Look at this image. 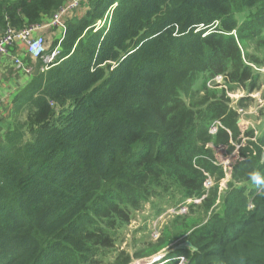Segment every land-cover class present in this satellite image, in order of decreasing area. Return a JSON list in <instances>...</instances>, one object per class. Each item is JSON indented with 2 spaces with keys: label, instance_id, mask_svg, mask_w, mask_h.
<instances>
[{
  "label": "trees",
  "instance_id": "trees-1",
  "mask_svg": "<svg viewBox=\"0 0 264 264\" xmlns=\"http://www.w3.org/2000/svg\"><path fill=\"white\" fill-rule=\"evenodd\" d=\"M65 1L0 0V30L44 22ZM82 5L81 16L67 19L63 59L44 71L41 60L32 74L19 70L24 82L0 115V264L149 259L179 235L167 229L141 250H119L117 232L143 203L177 206L206 195L207 213L222 192L223 211L204 224L195 215L173 222L189 245L171 249L163 264H178L180 255L187 264H264V191L246 183L253 171L264 175V128L245 132L256 138L224 189L227 174L203 157L213 158L209 142L231 151L242 140L226 93L264 83V0ZM11 53L32 62L26 47ZM218 74L227 89L208 86ZM216 119L225 127L213 135ZM209 175L219 179L211 189ZM152 204L158 215L165 208Z\"/></svg>",
  "mask_w": 264,
  "mask_h": 264
},
{
  "label": "rangeland",
  "instance_id": "rangeland-1",
  "mask_svg": "<svg viewBox=\"0 0 264 264\" xmlns=\"http://www.w3.org/2000/svg\"><path fill=\"white\" fill-rule=\"evenodd\" d=\"M67 2L68 0L65 1V3ZM86 8L87 7L82 5L80 9L76 11V15L81 16L85 12ZM55 11L52 13V15L55 13ZM52 15H49V17H51ZM0 66H2V69H0V109H2L0 115L3 116L4 114H7V112L4 111H10V95L21 86L26 75L20 74L21 72L14 66L11 57H5L4 59H2ZM261 70L264 72V68ZM261 80H263V78ZM208 84L210 86L212 85L211 82H208ZM216 84L219 85L216 86ZM220 84L221 83H219V81L215 82V86L217 88L227 89V84L224 80L223 84ZM1 88L2 91H4L2 95ZM226 94L230 97L231 104L236 106V110L239 113L238 123L243 133L242 140L239 143H236L235 149L231 151L228 149L227 145H214L211 142L207 144L208 147L211 148L213 158H210L206 155H204L203 157L206 159H210L214 164L222 167L224 172L227 174V177H222L220 180L218 179L217 175H211L212 185L208 189H211L218 180L220 181V189H224L226 187L234 164L246 158V156L243 154V151L244 147L247 145V142L250 139L254 140L256 138L253 136H245V132L247 130L253 129L255 135H257L260 134L261 130L264 128V83L261 84V87L259 89H256L253 92H248L247 90L239 86L233 90L229 89L228 93ZM244 98L248 100H245ZM241 99H243V105H239ZM240 108H242L245 113L241 114L239 111ZM216 120H214L213 122H215ZM213 122L211 123V125L213 124ZM209 132L211 133V129L209 130ZM262 161H264V151L262 153ZM246 183L249 185H247V191L251 190V188L253 187L252 183L249 181H247ZM219 195L220 196L217 199L215 205L207 213H202V200L199 202V200H192V198H187L186 200H184V202H181L177 206H174L176 204L166 205L168 203H166V199H152L153 201H159V204L161 205L163 204L162 208L165 207L164 209H161L162 212L160 211L161 213L159 215L155 213V208L152 204V200L151 202L143 203V206L139 210H136L134 212L130 222L120 228V230L117 232V248H119V250L126 249L127 252L133 253L136 250H141L144 247L143 245L148 242H156L157 240H160V238L163 239V237H165L166 230L170 229L172 231V234H174V237L177 235H179V237L172 241L168 246L162 248L161 251L157 253L160 256V259L151 264H163V262H169L170 258H168L167 252H169L171 249L177 250L189 245L185 235H181L179 228H176V222H173L177 219H180L177 222L179 224H182V222H184V220L186 219V216L189 217L190 215H195L197 217L199 216V221H203L204 224L209 216L213 213V211H223L222 199L224 193L222 192ZM193 202L198 205H196V207L194 206L193 208H190V204H192ZM252 205L253 204L250 203L249 208H252ZM181 206H186V212H179ZM173 210L175 211L173 212ZM178 258H180L179 260H181L178 264L188 263V259L186 258V256L180 255L178 256ZM143 260L149 261L147 259ZM128 264H134V262H130Z\"/></svg>",
  "mask_w": 264,
  "mask_h": 264
},
{
  "label": "built area",
  "instance_id": "built-area-1",
  "mask_svg": "<svg viewBox=\"0 0 264 264\" xmlns=\"http://www.w3.org/2000/svg\"><path fill=\"white\" fill-rule=\"evenodd\" d=\"M83 1L85 0H68V2L62 5L61 7H59L48 20L41 23L29 24L21 29H17L8 22L5 28L0 30V57H11L14 66L18 70L26 74H32L34 72L36 68L35 64L37 63L38 60H41L42 62V64L40 65V69L42 71L48 70L52 66L56 65L59 61L63 59L62 58L57 60V58L61 54V42L65 38V34L67 31V19L69 18V16L75 14V12L78 10V8L80 7ZM103 24L104 21L99 20L96 24L95 30L101 27ZM47 29L59 30L58 43L50 52H48L49 46L46 45L45 34H44V32H46ZM19 43L24 44V46L26 47L28 51V55L32 61L31 63L26 64L19 55L11 53V49L15 45H19ZM223 80H225L223 75L218 74L209 81L212 83V85L210 86L208 84V86L211 88L216 87L219 84H216L215 86V82L219 81V83L223 84ZM239 111L241 114L245 113V111L242 108H240ZM220 127H225V126L221 123V121L216 120L215 122H213V124L210 127L211 133L212 134L218 133ZM235 147L236 144L234 145V149ZM211 185H212V177L209 175L208 179L205 182V186L207 188H210ZM205 197L206 195L203 198L197 200H199L200 202ZM185 208L186 206H181L179 212L182 213L186 212ZM174 211L175 210H173V212ZM159 259L160 256L156 254L151 258L147 259L150 262L140 259V260H135L134 264H151L158 261ZM180 261L181 260H179V263Z\"/></svg>",
  "mask_w": 264,
  "mask_h": 264
},
{
  "label": "crops",
  "instance_id": "crops-1",
  "mask_svg": "<svg viewBox=\"0 0 264 264\" xmlns=\"http://www.w3.org/2000/svg\"><path fill=\"white\" fill-rule=\"evenodd\" d=\"M45 33V41H46V45H51L52 41L54 39H56L58 36H59V30L57 29H47ZM48 39H49V42H48ZM19 46L23 49L25 48L24 44L22 43H19ZM5 57H0V64L2 62V59H4ZM0 69H2V66H0ZM2 93H4V91H2V88H1V95ZM12 96V94L10 95ZM2 109H0V112H1ZM1 128V127H0Z\"/></svg>",
  "mask_w": 264,
  "mask_h": 264
},
{
  "label": "clouds",
  "instance_id": "clouds-1",
  "mask_svg": "<svg viewBox=\"0 0 264 264\" xmlns=\"http://www.w3.org/2000/svg\"><path fill=\"white\" fill-rule=\"evenodd\" d=\"M249 179L258 190L264 191V175L259 172L253 171L249 173Z\"/></svg>",
  "mask_w": 264,
  "mask_h": 264
}]
</instances>
